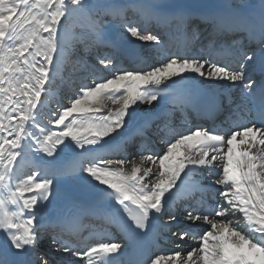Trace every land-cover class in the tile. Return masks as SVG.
<instances>
[{
	"label": "snow or ice",
	"instance_id": "6c2138e0",
	"mask_svg": "<svg viewBox=\"0 0 264 264\" xmlns=\"http://www.w3.org/2000/svg\"><path fill=\"white\" fill-rule=\"evenodd\" d=\"M124 13L111 0H0V264H49L47 255L36 259L46 235L53 249L72 257L61 264H123L121 243L87 244L65 217L49 218L56 178L72 176L58 159L64 151L81 158L77 169L87 184L106 186L99 191L115 202L106 220H119L130 238L155 229L158 239L168 222H179L171 202L178 180L189 178L202 193L196 208L186 210L189 230L173 233L181 241H174L177 250L138 264H264V0L258 23L240 25L258 53L237 44L209 46L198 54L184 46L170 53L163 37L128 22ZM69 21L84 30L74 39L85 43L87 37L86 47H117L106 39V27L114 22L122 35L151 42L161 59L127 69L99 58L108 74L93 73L80 85L70 81L67 86L78 90L52 108ZM225 51L239 57L235 68L218 62ZM257 66L259 82L246 74ZM197 77L200 83L242 85L244 99L235 112L251 113L244 101H258L256 122L228 131L202 126L182 131L168 105L178 92L185 94V105L192 104L189 85ZM46 107L52 127L41 123ZM153 137L160 141L158 150ZM197 175L216 179L203 187L193 179ZM121 208L131 224L123 221ZM199 222L207 230L198 235V246L184 253L182 242Z\"/></svg>",
	"mask_w": 264,
	"mask_h": 264
},
{
	"label": "bare ground",
	"instance_id": "6f19581e",
	"mask_svg": "<svg viewBox=\"0 0 264 264\" xmlns=\"http://www.w3.org/2000/svg\"><path fill=\"white\" fill-rule=\"evenodd\" d=\"M112 3L124 8V14L128 22L139 23L141 29H148L149 31L163 37L167 51L170 53L177 52L184 46L191 48L193 52L198 51V53H200L209 46H214L216 49H225L233 44L239 45L241 50L248 53L254 51L258 53L259 51L258 44L249 38L248 33L240 25L247 20L258 23L261 12V0H120L113 1ZM142 9L144 11L143 15L141 12ZM83 31L84 30L79 26L76 28V33H70L65 29V39L68 43L67 55L71 52L72 45L70 43L72 41H78L77 44L79 46L91 43L87 37H85L86 43H81L78 39H74V34L78 37ZM122 33V28L116 26L114 22L109 23L106 28V39L115 40L117 42V47H99L97 54L108 56V58L115 61L117 67L124 66V68L127 69L145 67L146 63H152L154 60L161 59L160 56L155 57L157 54L153 49L151 42H142L128 36L127 34L122 35ZM196 37H198V39L195 43ZM67 55L60 58V74L67 71L72 73L71 71L74 69L73 66L66 67L65 60L68 58ZM146 56L148 58H145ZM205 58H207V56ZM218 62L222 65L221 61ZM86 63V66L85 64L83 66L86 71L97 75L108 74L103 65H101L102 67H93V64ZM258 70L259 67L257 66L253 71ZM58 80L62 81V77ZM199 80L200 78L197 77V82L189 85V88L193 93L192 104L195 106L198 104V98L203 91L210 92L216 96L231 91L232 96L238 98L240 97L241 88L243 87L242 85H233L226 81L206 80L203 81V83H200ZM77 81L76 77L72 80L74 83H77ZM65 88L68 87L66 86ZM72 90L75 89L66 91L65 95ZM59 91L64 90H60L59 86L54 87L53 95H58ZM64 98L67 97L64 96ZM64 98L62 101H64ZM173 99L174 102L168 105L173 114L171 117L173 123L178 127L182 125V131L190 129L194 126L190 115V110L193 108L192 104H184L183 101L185 99V94L183 92L175 94ZM44 112L45 114L41 116V123L48 127H52L48 122L49 113L47 108H45ZM155 139L157 138L154 137V140ZM159 142L153 144L155 150L159 149ZM77 151L79 150L77 149ZM111 158L116 157L113 156ZM58 159L66 168L72 170V176L56 178L53 195L50 197L51 203L48 205L49 218L55 219L57 216L65 217L67 227H69L81 226L80 223L82 220L85 221L87 218L103 217L105 222L104 225L98 224L94 220L91 224H94L98 231L103 230V232H112L109 239L123 245L124 255L118 259L125 264L124 261L132 256L129 246L132 244V241L136 236L130 238L124 225L120 223L119 220L113 222L106 220V213L111 211V206L115 203L110 200V198H107L104 193L99 191L100 188H106V186H100L98 185V182H93V185L95 186L87 184L86 174L79 172L77 169V162L81 158L74 157L70 151L60 153ZM25 170L27 171V169ZM193 179L201 181V185L207 187L216 179V177L201 180L200 176L197 175ZM60 182L68 184L71 187V192L63 193L58 187ZM177 184L178 187L173 190L171 202L174 207L182 203V205L179 206V213H175L178 216L182 214L183 207L188 206L190 208H195L196 205H194L195 202L186 203L187 192L184 189L186 186L193 189L191 187V184H193L192 181L185 177L183 184H180L179 180L177 181ZM195 193H198L200 196L202 195L199 191H196ZM88 197L91 200L90 202L87 201ZM115 207L120 208L119 205H115ZM123 221L125 222L126 220L123 218ZM199 223L200 227L197 229V235L192 237V232H190V235L184 239L185 243L182 242V250L184 253L190 251L192 247H197L199 243L197 238L198 235L202 234L204 230H207V225H204L203 222ZM178 225L179 224L177 223L174 227H170L168 230L173 228L175 230L179 229L180 226ZM160 233L166 234L167 232L161 230ZM175 242L181 241L177 240ZM157 243L159 246H169L167 253L177 250L174 239L170 238V236H166V242L161 243L159 240ZM46 245H48V248L53 251L55 259L66 261L72 258L67 254L58 253L50 246L49 241H47Z\"/></svg>",
	"mask_w": 264,
	"mask_h": 264
},
{
	"label": "rangeland",
	"instance_id": "374dc122",
	"mask_svg": "<svg viewBox=\"0 0 264 264\" xmlns=\"http://www.w3.org/2000/svg\"><path fill=\"white\" fill-rule=\"evenodd\" d=\"M113 1H120V0H111V2H113ZM195 1H204V0H195ZM78 27V24L77 25H73V22L72 21H69L68 22V24L66 25V27H65V29L68 31V32H70V33H76V28ZM107 28V27H106ZM109 29V28H108ZM78 41H76V40H74V41H72L70 44L72 45V47H71V52L67 55V59L65 60V65H66V67H71V66H73L74 67V69L71 71L72 73L74 72V70L76 71V72H74L73 73V75L72 76H77L76 78H77V83H74L75 85H80L81 83H87V82H90V76H89V74H88V76L86 75L85 77H83L82 78V76L84 75V74H87V72L86 73H84L83 71H86V70H83V66H84V64L86 63V62H91V63H95L94 65H93V67L94 66H96V67H102L100 64H99V58H103V57H108V56H102V55H98L97 54V51H98V47H96V46H90V47H86V45H91V43H87V44H84V46H79L78 44ZM86 43V42H85ZM75 45V46H74ZM79 47V48H78ZM83 47V48H82ZM87 48V49H86ZM84 56V57H83ZM102 56V57H101ZM85 60H88V61H86V62H84ZM74 63V64H72V62ZM71 62V63H70ZM82 62H84V63H82ZM69 63V64H68ZM98 63V64H97ZM83 64V65H82ZM87 64V63H86ZM69 65V66H68ZM98 71H100V70H98ZM66 73H70V72H65V73H61L59 76H58V78H57V80L58 79H60L61 77L63 78L64 76H67V74ZM72 73H70V74H72ZM93 73H91L90 75H92ZM67 78H69V77H67ZM66 80H68V79H66ZM58 81H60V80H58ZM72 82V81H71ZM59 86V85H58ZM63 86H65V85H62L61 87H63ZM76 90V89H75ZM67 90H65V91H61V92H58V96L57 95H53V97H52V104H51V107L52 108H54L56 105H54L55 103H57V102H59V101H61V100H63V98H64V96H66L65 95V92H66ZM55 96H56V98H58V99H55ZM65 100L64 101H62L61 102V104H65L66 103V101H67V98H64ZM53 105H54V107H53ZM47 108V107H46ZM48 110V109H47ZM49 115H50V113H49Z\"/></svg>",
	"mask_w": 264,
	"mask_h": 264
},
{
	"label": "water",
	"instance_id": "95a60500",
	"mask_svg": "<svg viewBox=\"0 0 264 264\" xmlns=\"http://www.w3.org/2000/svg\"><path fill=\"white\" fill-rule=\"evenodd\" d=\"M60 188L65 191V192H69L70 188L68 186H66L65 184H60Z\"/></svg>",
	"mask_w": 264,
	"mask_h": 264
}]
</instances>
